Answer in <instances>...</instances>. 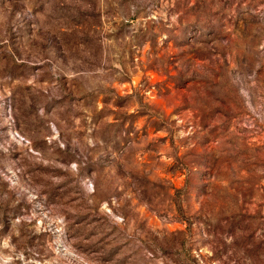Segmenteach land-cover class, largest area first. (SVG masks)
I'll return each mask as SVG.
<instances>
[{
  "label": "rangeland",
  "instance_id": "rangeland-1",
  "mask_svg": "<svg viewBox=\"0 0 264 264\" xmlns=\"http://www.w3.org/2000/svg\"><path fill=\"white\" fill-rule=\"evenodd\" d=\"M0 264H264V0H0Z\"/></svg>",
  "mask_w": 264,
  "mask_h": 264
}]
</instances>
